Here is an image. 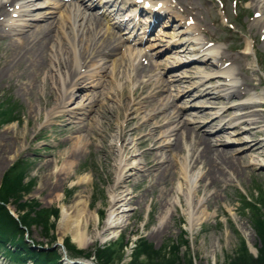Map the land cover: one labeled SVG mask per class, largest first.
I'll list each match as a JSON object with an SVG mask.
<instances>
[{"label": "rangeland", "instance_id": "1", "mask_svg": "<svg viewBox=\"0 0 264 264\" xmlns=\"http://www.w3.org/2000/svg\"><path fill=\"white\" fill-rule=\"evenodd\" d=\"M183 1L186 2V5L183 4L179 9L176 8V1L172 2L174 10H176L177 16H175L177 19L181 17L183 20L187 13L183 14L181 9L184 10L187 7L195 22L183 28L181 21L176 20L174 26L166 27L163 30L157 29L150 43L146 42L143 49H137L148 54L146 59L137 60L138 58H136L135 60L132 59L134 61L131 62L134 63V67L146 66L147 69L144 73L136 75L132 71L133 67L127 66L126 63H123L121 67L116 64L115 69L112 70L111 63L120 58L119 53L121 51L125 52V46H122L117 54L112 53L109 56L106 71L103 69L104 72H100L104 60L96 56V51L102 47L93 49L83 55L85 63L79 67L78 74L84 75L82 76L84 79L78 80L74 77L71 80L73 83H81L82 90L64 107L58 108L57 101H55L57 90L49 77L50 74L47 75V70L37 75V81L31 80L32 83L27 81L24 75H20L21 67L15 69V76L0 77V102L9 100L16 104L15 115L19 114L17 120L0 124V151L3 150L2 145L6 148L5 152H0V157H2L0 182L3 173L9 169L10 165L19 158L23 159L26 170L25 181L33 180L31 190L24 198H36L39 202V208L57 206L60 209L53 220L54 231L52 233L55 236V242L52 248L60 247L63 238H71L70 229H66V223L69 220L66 217L65 219L60 217L61 205L65 206L67 215L71 216L76 211V203L81 200L86 202L88 206L84 215L79 217L77 228L83 232L86 245L81 247L72 239L70 241L74 243L76 248L92 250L94 246L104 245L109 240L123 236L128 240V244L120 263L131 259L132 246L140 236L152 243L156 249H159L165 242L174 240L180 242L182 230H185L189 247L180 246L177 256L182 260H187L186 252L188 249L192 264L224 263L227 257L235 255L241 240L245 242L248 253L257 255V248L261 241L252 225L250 212L242 210V202L243 197L251 201L252 198L259 197L264 192L263 157L244 158L242 164L248 167L250 172H244L236 177L224 178L217 186L207 189L210 190L209 193H212L211 202L198 208V204L195 207L193 205H195L194 202L196 203L203 197V191L201 189L196 191L199 185V176H190L193 170L180 172L178 169H173L165 182H155L151 176L140 181V173L137 176L135 174L137 169L144 168L143 157L140 153L145 146H136L135 135H129L125 139L129 143L130 151H124L117 140H115L117 147L113 144L112 148L115 147L118 150L115 152L107 150L109 144L115 142V129L124 123L123 118L115 117L120 100L118 93L125 90L126 96L129 98V94L139 83L163 78L164 81L168 80L167 83L170 82V87L164 92V96L170 94V97L174 95L177 97L178 91L171 84L172 77L177 71L186 68L185 65L183 67L180 64H183L182 62L193 53L189 54L185 45L191 43L188 47H194L196 40L202 39L203 44L213 40L214 44L210 42L209 47L224 51L227 56L239 57L243 63V74L247 78H254L255 82L259 80L260 85L257 92L264 91V46L262 45L264 43V29L252 27L254 21L260 17L263 18L261 21L264 23L263 9L259 11V16H255L259 12L255 11L257 9L251 5V0H236V2L224 0L225 3L222 6L218 5L216 0ZM40 2L46 3L45 0ZM9 5L11 7V4ZM24 13L27 12L24 11ZM42 14L51 16L50 19H54L55 22L56 17L64 19L58 14L54 15L50 7L39 11L38 16ZM7 16L2 15L1 18L3 30L0 31V67L8 59L9 44L18 40L17 38L22 34L21 28H16L13 31L9 27L8 21L5 22ZM61 24L60 20L53 26L60 30L63 28ZM34 25H36L35 21L30 24V29L35 28ZM55 29L53 33L60 36L59 31L54 32ZM24 31L30 30L27 27ZM95 31L97 32L96 46L100 45L99 43L103 38H110L111 32L106 30L105 26H100ZM116 37L118 38V36ZM118 42L123 41L118 39ZM95 45L92 46L95 48ZM248 45L252 46L249 47L250 50L247 48ZM150 46L152 47L148 53L147 49ZM154 53H159V55L152 59L151 56ZM65 57H69L67 53ZM149 60L151 61L149 62ZM229 66L236 67V64L229 63L226 67ZM61 70L64 69L61 68ZM218 70L211 69L204 74L207 88L225 82L220 79L208 80V77L214 75ZM112 71H119L118 78L113 83H111L110 77ZM60 73L61 71H59ZM46 76L47 79H45ZM67 87L66 90L69 92L73 88ZM94 92H98L96 104L90 103ZM234 102H238V100L230 99L227 103L218 104V109H211L204 118L210 117V114L220 110V108L230 107L231 103ZM104 106L107 109H103V118L99 119L92 109L99 108L101 110ZM179 106L186 109L189 107L184 98H177L173 104V109ZM84 109L91 111L88 113ZM107 110L111 114L107 113ZM64 112L69 113V116L66 114L60 116ZM96 118L99 122L94 121ZM70 121L74 126H81L86 122L93 123V126L88 123L87 127L81 131H74L73 127L66 126V123ZM224 121H228V117L223 118ZM234 122L232 120L229 124L232 125ZM218 124H222V121H214L204 131L210 134ZM171 126L167 123L164 132L158 133L161 145L168 142L164 138V134L171 129ZM110 127H114V132L111 134ZM227 130L230 133L224 137L222 143H217V146L231 150L236 156L244 155L245 149L242 143L237 140L239 132L233 128ZM90 131L96 132L98 136L91 139L89 137ZM107 132L110 134V138L108 137V140L102 142L100 135ZM84 133L88 134L87 136L85 134L82 139ZM79 137L78 155L71 159L70 153L74 142ZM175 160L179 164L182 162V159L178 157ZM133 166L136 168L128 170V167ZM64 169L65 172H62ZM127 176L130 177L127 180L129 182L127 184L121 183V179L118 177ZM112 198L118 201L111 208L113 205L111 204ZM79 206L81 207L82 204L79 203ZM192 207L194 212H192ZM7 208L13 213L16 211L14 204H8ZM109 209L114 211V226L106 231L103 225L107 221ZM261 209L264 213V208ZM159 225H162L160 231L155 232ZM28 230L30 231L28 237L32 241L42 243L51 241L42 227L37 224H33ZM168 248L165 250L167 251ZM77 259L83 260L82 258ZM64 262L66 263V261ZM0 264L27 263L12 260L0 249Z\"/></svg>", "mask_w": 264, "mask_h": 264}, {"label": "bare ground", "instance_id": "2", "mask_svg": "<svg viewBox=\"0 0 264 264\" xmlns=\"http://www.w3.org/2000/svg\"><path fill=\"white\" fill-rule=\"evenodd\" d=\"M31 1L33 2V0H0V31L3 30L1 21L2 15H7V12L11 9L9 4H11V6L13 5L11 12H16L17 17H20L22 15L24 16V14L21 13L23 10H26V7H28V12L31 11ZM77 2L76 4L68 3L67 6L65 3H62V5H65L67 8H72L74 13H72L73 17L67 12L63 13V15H65L64 17L68 16V19H66V21L64 19H59L57 21V23H59L60 20L63 22L61 24L63 28L60 30L53 26L56 22L49 19V16L43 17L41 23H35V28L31 29L28 22L25 23L21 17L12 18V13L9 14V19L6 20L13 31L16 30V28H21L20 32H22V34L17 38L18 40H14L9 44L10 52L8 59L5 60L4 65L0 67V77L15 76V69L21 67L22 70L20 75H24L27 81L32 83L31 80L34 82L37 81V75L47 70V75L50 74L49 77L52 80L54 88L57 90L55 101H57L58 108L66 106L65 104L72 100V98L77 97L78 92L83 88L81 83H73L71 80L74 77L78 80L83 78L82 76L84 75L78 74V71L80 69L79 67L84 65L83 62L85 57H83V55L85 53L102 47L96 52H98L100 58L104 60L100 69V72H104L103 69L106 71L109 61L107 57H104V53L108 51V53L106 52L107 55H111V53L115 55L117 51H120L123 45L122 43L120 44L121 47L119 44L110 45V43L113 42L112 37H110L109 39L103 38L99 43L100 45L96 46L95 39L97 35L95 30L101 25L100 16L93 12L86 13L89 7L88 4L86 5L81 1L80 3ZM14 3H16L17 6H15ZM250 3L257 9L255 11L259 12L263 9L262 13H264V0H251ZM34 6L36 8L41 7V4L34 3ZM33 11L34 10H32V13ZM187 13H191V11L187 10ZM261 19L263 18L260 17L256 19L252 27L264 29V23ZM20 21L22 22L20 23ZM27 27L30 31H24ZM54 29V32L59 31L58 33H60V36L53 33ZM107 29L109 28L107 27ZM92 45L96 47L94 48ZM188 45H185L187 52L193 54L187 57L185 61L182 62L183 64H180L183 65V67L185 65L186 68L182 71H177L172 77L171 84L175 87V90L178 91L177 97L176 95L170 97V94L164 96V92L170 87V82L167 83L168 80L164 81L163 78L139 83L129 94L130 99L126 96L125 90L118 93L120 100L115 117L119 119L123 118L124 123L123 125L117 126L115 129L114 141L117 140L124 151H130L131 148L128 147L129 143L125 139L129 135H135V140H137L136 146H145L140 153L143 157L144 168L137 169L135 174L137 176L140 173V181L151 176L155 179V182H165L173 169H178L180 172L193 170L194 174L192 173L190 176H199V185L196 191L200 189L203 191V197L198 200L199 202H194L195 205H193V207H195L198 204L199 208L203 204L208 205L211 202L210 198L212 193H209L210 190L207 189L217 186L224 178L236 177L249 171V168L242 164L244 158L260 156L264 159V91L257 92L260 85L259 80L255 82L254 78H247V76L243 74V63L240 61L241 59L239 57L235 55L227 56L224 51L219 49L216 50L214 47H207L203 44L202 39L196 40V45L194 47H188ZM262 45L264 46V43ZM249 47L252 46L248 45L247 48L249 49ZM125 49V52L121 51L119 53L121 55L120 58L111 63L112 70L115 69L116 64L121 67L123 63H126L127 66L133 67L132 71L135 72L136 75L144 73L147 69L144 65L134 67V63L132 64L131 62L136 58L140 59L143 56L146 57L147 54L145 52H136V54H133V51H131L130 47L127 45ZM101 50L103 52L102 54ZM201 52L202 54H199ZM66 53L69 57H65ZM229 63L236 64L237 68L234 66L226 67ZM61 68L64 70L62 71ZM211 69L219 70L218 72L216 71L214 75L208 77L209 81L220 79L225 82L218 86L214 85L212 88H207L204 81L206 76L204 74ZM59 71H61L62 76H60L61 73L59 74ZM118 72L119 71H112L110 75L111 83L117 80ZM45 79H47V76ZM66 87L69 89L71 88L70 92L66 90ZM212 89L215 90L213 91ZM97 94L98 92L93 93L90 103L96 104V101H98ZM177 98L186 99L189 107L186 109L179 106L173 109V104ZM230 99L238 100V102L231 103L230 107L224 109L220 108V110L210 114V117L204 118L211 109L217 108V105L220 103H227ZM105 107L106 106L103 108L100 107L101 110L99 108L92 109L99 119L103 118V109H107ZM84 110L88 113L91 111L90 109ZM108 110L107 113L111 114ZM142 110L143 113H141ZM64 114H66V112L60 114V116H64ZM66 115L69 116V113ZM183 115H185V117H183ZM225 117H228V121L223 122V118ZM98 118L94 121L99 122ZM216 120L222 121V124L216 125L211 133L207 134L208 132L204 131V129ZM232 120L235 122L230 125L229 123ZM88 123L89 122H86L81 126H74L70 121L66 123V126L73 127L74 131H81L83 128L87 127ZM167 123L172 125L171 129L164 134V138H166L168 142L161 145L159 143L161 139L158 133L164 132V127ZM89 124L93 126V123ZM232 128L239 132V138L237 140L242 143L245 149L244 155L236 156L231 150L217 146V143H222L224 137L230 133L227 129ZM109 131L110 134L114 132V127H110ZM90 132L91 134L89 137L91 139L98 136L96 132ZM85 134L87 136L88 133H84L82 139ZM110 134L107 132L106 134L100 135L102 142L108 137L110 138ZM79 141L80 137L74 142L70 153L71 159L78 155L77 151H79L80 148ZM113 144L117 147L115 141L109 144L108 151L115 152L118 150L115 147L112 148ZM2 146L3 150L1 149V151L5 152V146ZM176 157L182 159V162H180L181 164L175 160ZM1 161L2 157H0V162ZM133 168L136 167H128V170ZM62 172H65V169ZM118 178L121 179V183L126 184L129 182L127 180L130 179L128 176ZM117 201L118 200L115 201V199L112 198L111 204L113 205H111V208ZM82 202L83 201L79 200L78 203H76V211L74 214H71V216L67 215L68 212L65 206L61 205L60 217L64 219L66 217L69 220L66 223V229H70L71 231L70 239L79 246L84 247L86 245V239H84L83 232L79 231L77 228L79 217L84 215L88 206L86 202ZM79 203L82 204L81 207ZM193 207L192 212H194ZM113 217L114 211L113 209H109L107 221L103 225L105 228L104 230L107 231L114 226ZM161 226L162 225H159L155 232H159Z\"/></svg>", "mask_w": 264, "mask_h": 264}, {"label": "trees", "instance_id": "3", "mask_svg": "<svg viewBox=\"0 0 264 264\" xmlns=\"http://www.w3.org/2000/svg\"><path fill=\"white\" fill-rule=\"evenodd\" d=\"M4 105V106H3ZM16 104L9 100L0 102V124L17 120L19 114L15 115ZM23 159L16 160L6 170L0 182V248L12 260L25 262L27 264H64L62 260V250L60 247H53L55 242L54 218L58 215L57 206L49 208H39V202L36 198H24L31 190L33 180H27L26 170L23 165ZM242 210L250 212L252 225L257 231L261 241L257 248V255L248 253L245 242L241 240L237 252L232 257H227L221 264H264V192L259 196L249 199L243 197ZM15 205L16 217L10 213L7 205ZM101 216V215H100ZM102 217V216H101ZM33 224L42 227V230L50 237L49 242L32 241L28 235V228ZM51 231V233H49ZM182 239L179 242H165L162 248L156 249L152 243L140 236L132 246L130 260L120 263L123 259L125 247L128 240L119 236L115 240H109L104 245L94 246L91 249L75 247L74 243L63 238V248L69 259H88L93 256L96 264H192L190 253L187 249V260L180 259L177 256L180 246L188 245L185 230L181 231ZM169 247V248H168ZM168 248L166 251L165 249ZM183 261V262H182ZM76 264V263H74ZM79 264V263H78Z\"/></svg>", "mask_w": 264, "mask_h": 264}, {"label": "water", "instance_id": "4", "mask_svg": "<svg viewBox=\"0 0 264 264\" xmlns=\"http://www.w3.org/2000/svg\"><path fill=\"white\" fill-rule=\"evenodd\" d=\"M70 262H71V263H77V262H80V261H78V260H77V261H71V260H70ZM84 264H87V263H84ZM88 264H95V263L92 262V263H88Z\"/></svg>", "mask_w": 264, "mask_h": 264}]
</instances>
